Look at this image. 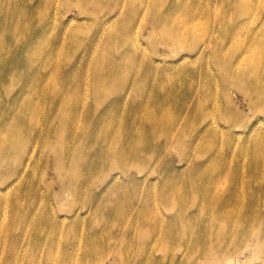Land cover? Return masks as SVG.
Listing matches in <instances>:
<instances>
[{"label": "rangeland", "instance_id": "374dc122", "mask_svg": "<svg viewBox=\"0 0 264 264\" xmlns=\"http://www.w3.org/2000/svg\"><path fill=\"white\" fill-rule=\"evenodd\" d=\"M155 4L177 17L181 40L174 48L160 36L162 27L150 23ZM26 32L41 47L32 66L23 49ZM121 37H131V43L121 45ZM9 51L20 53L17 66L30 76L8 83L0 78V134L4 117L12 125L22 121L28 107L19 99L28 98L37 79L42 88L30 97L39 103L34 106L42 125L51 120L44 115L60 78L80 82L70 103L83 112L77 128L83 134L86 107L98 94L94 84L107 85L106 80L113 85H108L113 105L120 99L129 126L139 129L130 148L142 159L150 157L144 152L153 157L146 166L114 167L102 157L112 137L116 144L121 138L114 127L105 149V142L92 147L98 175L92 181L93 170L83 168L91 181L79 190L71 187L68 167L60 164L53 145L48 152L34 141L24 155L13 148L10 158L0 160V264H264V236L233 219L219 237L199 239L208 199L233 203L239 215L247 213L242 202L248 206L251 200L248 216L254 225L264 223V175L251 174L248 152L254 140L264 142V99L248 94L242 79L264 85V0H0L2 67ZM127 60L126 69L96 74L101 65L113 68ZM200 62L208 75H183ZM147 66L150 75H139ZM131 69L136 75H128ZM181 76L193 79V91ZM188 110L191 120L185 118ZM192 126L196 139H185L181 128ZM161 128L171 131L172 142L160 144ZM143 133L149 135H143L147 146L138 142ZM179 139L186 142L183 149ZM81 141L76 136L72 145ZM195 182L200 194L194 193ZM231 188L239 189V201L229 197ZM104 209L111 211L106 223ZM209 225L211 231L219 227Z\"/></svg>", "mask_w": 264, "mask_h": 264}, {"label": "bare ground", "instance_id": "6f19581e", "mask_svg": "<svg viewBox=\"0 0 264 264\" xmlns=\"http://www.w3.org/2000/svg\"><path fill=\"white\" fill-rule=\"evenodd\" d=\"M82 2H94L96 0H80ZM134 11H136V7H133ZM151 17L149 18L150 23L156 26L162 27V35L163 39L169 42V45L174 48V46H178L180 43V32H179V25L177 23V17L174 15V12H169L165 9L161 4L153 5V9L150 13ZM26 40L24 41L26 45L23 46L25 49V55L29 58L30 65H36L37 58L40 55L41 47L36 45L38 41L35 37L26 32ZM32 43H28L27 41ZM121 45L131 43V37H121ZM170 47V48H171ZM56 51H52L48 53L47 59L52 58L55 55ZM19 52H7L6 64L3 65L0 63V69L2 67V71L5 75H0V78L4 81V83L12 82V81H22L25 77L30 75L25 70H20L17 66ZM104 62V61H102ZM200 67H197L192 74L184 72L183 75H208L209 69L204 62H200ZM26 64V63H25ZM129 65V60L125 63H121L115 67H110L107 65H101L97 68L96 74L97 75H112L116 71H121L123 68L126 69V66ZM190 67V66H189ZM147 73H140L139 75H150L151 69L147 66ZM224 73L229 74L230 70L224 71ZM8 75H14L10 80ZM128 75H136V71L132 69L128 72ZM72 76V75H71ZM119 76V75H118ZM185 80V86L189 87L191 91L194 90V81L190 77H183ZM179 79V78H178ZM245 82L246 88L244 89L248 94H251L253 97L259 95L262 99H264V85L258 84L256 80H250V77L242 78ZM103 80V77L102 79ZM105 81L103 84L101 81H97L94 84V90L98 93L95 97V102L90 107H86L84 119L88 118V125L85 130H83V134H80V127L79 124V117L82 115V111L80 105L70 103V96L74 93L80 86L79 83L72 84V80H67L66 78H60L58 83L52 88L49 94L51 95L50 104L48 105L47 112L44 117H51V120H45V124L42 125L40 122V114L38 109L34 106L38 105L39 103L33 100L30 95L34 92H37L39 89L42 88L41 81L39 79L36 80V83L32 84L29 87V96L28 98L24 97L19 99L25 106L28 107V111L22 118V121L18 124H14L13 120H9L8 117H4L3 123L1 128L4 130L3 133L0 134V160L6 158H10L9 156L11 151L19 150L23 153L30 148V146L36 142H42V144L47 148V151L50 152L51 150L55 149L58 150L56 155L60 161V164L63 167H68L67 170L69 172V179H72V186L82 188V186L91 180L89 176L86 175L83 168H91L93 170V177L94 178L98 175H94V170L98 171L96 164L94 163L93 156H92V147H98V142L104 144V142L111 136H113L114 132L116 131L114 127H118L119 131L117 135L121 138L117 140V137H112L111 145L109 148L105 149L108 142H105L104 148L105 152L103 153L102 157H108L109 160L112 161L114 167H132L135 165H148V159L153 157V154L150 152H144L150 154V157L147 159H142L139 157L136 151H133L130 146L132 142V137L135 133L138 132V128L131 125L129 126L128 121L124 117L123 114V107L121 106V100L117 99L115 105H113L112 96L108 94V92L113 88L109 87L111 85L108 81ZM173 81V80H171ZM113 86V85H111ZM43 93V91H42ZM41 94V93H39ZM191 95H187L189 98ZM187 99L183 100L182 102H187ZM258 100V99H257ZM93 102V100H92ZM198 102L200 100L198 99ZM202 102L196 103V105H201ZM257 104V103H256ZM143 105L142 100L139 102V110L142 109ZM189 105V104H188ZM258 105V104H257ZM260 106V105H258ZM65 111H61V110ZM196 111V108H194ZM39 114V116H38ZM185 118L187 120H191V111L188 110L186 112ZM115 120V121H114ZM155 120V119H154ZM153 120V121H154ZM187 124H190V121H187ZM101 121H105L102 123ZM157 123H155L156 127ZM98 126L102 127V130L98 132L93 131L94 128ZM43 128V129H42ZM47 128L46 134L44 135V130ZM78 128V129H77ZM92 128L91 130H89ZM195 127L192 126L190 131H187L184 127L181 128L180 132L181 135L185 139L195 140L197 135L195 133ZM157 138L160 144L163 143V139L165 141H171L170 137H174L170 130H165L163 128L156 130ZM82 138V141L76 145H72V139L76 136ZM125 135L126 137H122ZM143 135H147L149 138L148 133H143L138 142L142 146H147L149 144V139L143 138ZM13 137H17L18 141L14 142L12 139ZM121 139V143H120ZM97 141V143L93 146V144ZM181 145L179 146L180 149H183V145L186 143L183 139L178 140ZM120 144V145H119ZM264 144L263 140H254L250 147H249V154L251 155V172L252 175H264ZM53 145V149L50 147ZM99 148V147H98ZM73 150V154L70 152ZM24 151V152H23ZM76 153V155H75ZM144 155V154H143ZM63 160H62V159ZM99 157L97 156V160ZM64 173V170L62 171ZM63 181L64 178H63ZM253 185V182H250V186ZM194 193L200 194V184L198 182L193 183ZM206 188V182L203 183L202 186V193ZM77 190V191H79ZM230 194L229 197L234 199L235 201H239L241 198V193L238 188L229 190ZM94 197H98L97 194H93ZM194 202L198 201V195L195 196ZM208 203H205L204 210L209 211L206 212L208 215L206 216L205 221L203 222L204 229L202 230V234L199 236V239H213L217 238L221 235L223 231V225L225 223H230V221L238 222L237 226H246L249 230L254 228L260 231L261 235L264 236V223L260 222V224L254 225V220L251 219L250 211L253 207V203L251 200H248L249 204L247 206L246 202H242V207H247L246 215H239V212L236 211L235 205L226 204L224 199H208ZM198 207V206H197ZM117 208H121L119 205ZM179 209V208H178ZM185 209V205L181 207V210ZM254 212H257L254 210ZM101 222L106 223L111 219V211L110 209H104L103 213L101 214ZM229 219H233L230 220ZM218 224L219 227L215 231H211L208 227L209 224ZM210 233V234H209ZM124 238H129L132 236L129 235H122Z\"/></svg>", "mask_w": 264, "mask_h": 264}]
</instances>
